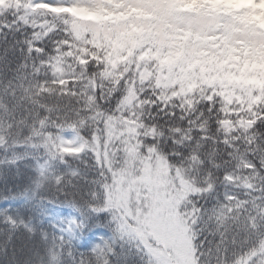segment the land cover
<instances>
[{"label":"snow or ice","instance_id":"1","mask_svg":"<svg viewBox=\"0 0 264 264\" xmlns=\"http://www.w3.org/2000/svg\"><path fill=\"white\" fill-rule=\"evenodd\" d=\"M249 64L264 0H0V264H264Z\"/></svg>","mask_w":264,"mask_h":264},{"label":"rangeland","instance_id":"2","mask_svg":"<svg viewBox=\"0 0 264 264\" xmlns=\"http://www.w3.org/2000/svg\"><path fill=\"white\" fill-rule=\"evenodd\" d=\"M259 67H260L259 64H255V65L249 64L248 66L244 67L243 70L248 73H258Z\"/></svg>","mask_w":264,"mask_h":264},{"label":"trees","instance_id":"3","mask_svg":"<svg viewBox=\"0 0 264 264\" xmlns=\"http://www.w3.org/2000/svg\"><path fill=\"white\" fill-rule=\"evenodd\" d=\"M259 69H258V73H264V66H261L260 64H259ZM213 151H215V148L213 149ZM223 152V149H221V153Z\"/></svg>","mask_w":264,"mask_h":264}]
</instances>
